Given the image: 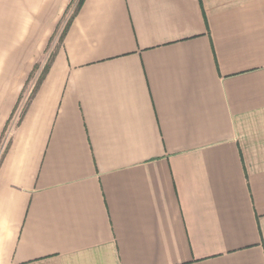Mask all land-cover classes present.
Instances as JSON below:
<instances>
[{"label":"crops","instance_id":"0c3cea01","mask_svg":"<svg viewBox=\"0 0 264 264\" xmlns=\"http://www.w3.org/2000/svg\"><path fill=\"white\" fill-rule=\"evenodd\" d=\"M0 0V264H264V0Z\"/></svg>","mask_w":264,"mask_h":264},{"label":"rangeland","instance_id":"374dc122","mask_svg":"<svg viewBox=\"0 0 264 264\" xmlns=\"http://www.w3.org/2000/svg\"><path fill=\"white\" fill-rule=\"evenodd\" d=\"M77 9V2H75V4L69 9V11L67 12L66 16L64 17L62 24H61V28L58 30L57 34H55V36L51 39V41L49 42V46L47 49V62L45 65H43L42 67H38L35 72L33 73V76L31 77V79L29 80L28 85L25 88L24 91V96H23V101L21 103V106L16 114V117L14 119V121H12V123H16L18 121V119L21 117L22 111L25 108V106L27 105L30 95L29 93L33 92L34 88L36 87L39 78L43 75L44 70L46 68V65L51 61V59L53 58L54 52L60 47L61 45V39H62V34L65 31L66 25L67 23L70 21V19L73 17L75 11ZM8 144V135L5 134L3 135V139L1 140L0 143V160L4 154L5 148Z\"/></svg>","mask_w":264,"mask_h":264},{"label":"trees","instance_id":"16d2710c","mask_svg":"<svg viewBox=\"0 0 264 264\" xmlns=\"http://www.w3.org/2000/svg\"><path fill=\"white\" fill-rule=\"evenodd\" d=\"M84 1H85V0H76V2H77V9H76V11H75V14L80 10V8L82 7ZM69 22H70V21H69ZM68 24H69V23H68ZM48 71H49V65L47 64V65H46V68H45V70H44L43 75H42V76L39 78V80H38V83H37V85H36V87H35V90H36V88H38V86L40 85V83L43 81V79L45 78V76H46V74L48 73ZM35 90H34V91H35Z\"/></svg>","mask_w":264,"mask_h":264}]
</instances>
